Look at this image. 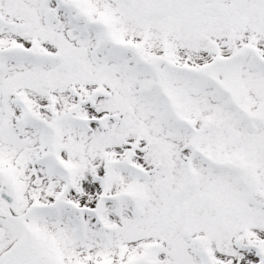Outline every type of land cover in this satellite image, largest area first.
Masks as SVG:
<instances>
[{
  "label": "snow or ice",
  "instance_id": "obj_1",
  "mask_svg": "<svg viewBox=\"0 0 264 264\" xmlns=\"http://www.w3.org/2000/svg\"><path fill=\"white\" fill-rule=\"evenodd\" d=\"M0 264H264V0H0Z\"/></svg>",
  "mask_w": 264,
  "mask_h": 264
}]
</instances>
